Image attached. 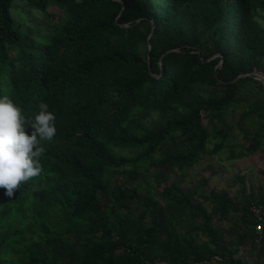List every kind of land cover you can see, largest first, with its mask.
I'll return each instance as SVG.
<instances>
[{
	"label": "trees",
	"instance_id": "1",
	"mask_svg": "<svg viewBox=\"0 0 264 264\" xmlns=\"http://www.w3.org/2000/svg\"><path fill=\"white\" fill-rule=\"evenodd\" d=\"M51 6L48 34L12 14ZM253 70L264 0H0V96L26 116L47 103L57 129L43 174L11 198L0 189V264H264V191L181 183L206 151L264 155ZM237 106L243 140L225 143ZM247 240L257 263L237 254Z\"/></svg>",
	"mask_w": 264,
	"mask_h": 264
},
{
	"label": "rangeland",
	"instance_id": "2",
	"mask_svg": "<svg viewBox=\"0 0 264 264\" xmlns=\"http://www.w3.org/2000/svg\"><path fill=\"white\" fill-rule=\"evenodd\" d=\"M59 10L55 6L49 7L44 12H39L38 10H25L19 11L14 9L12 14L15 18L19 15L27 17V19L36 23L41 34H48L53 31ZM256 89L255 84L253 85ZM242 110V106H237L233 111H228L226 114V120L233 125L232 130L235 134L230 137L226 142H239L243 140L242 132L236 126V119ZM245 124H248L247 122ZM227 154L226 148L220 150L218 153H211L206 151L202 154L198 161L192 166L184 170V176L182 180L183 185H189L193 183H198L201 178H208L207 184L203 185L205 191L210 189L215 190H225L228 191L229 195L236 200L243 199L250 192L256 194L264 191V174L261 170H264V155H260L258 152L252 153L249 156L240 157L235 160L227 159L225 156ZM237 176H240L238 179ZM137 185L143 187L142 182L138 179L135 182ZM244 186V190L241 187ZM161 188V185L159 186ZM210 210L211 204L209 202H204ZM232 215L235 213H231ZM218 226L223 231L228 228V220L219 221ZM224 234V233H223ZM234 233L224 234V240L227 243L228 240L232 239ZM203 239V236H200ZM229 245V244H227ZM237 254L249 263H257L258 259L256 257V252L250 246V241L247 240L244 244L238 247ZM206 264H218L213 261ZM224 264V263H219Z\"/></svg>",
	"mask_w": 264,
	"mask_h": 264
},
{
	"label": "clouds",
	"instance_id": "3",
	"mask_svg": "<svg viewBox=\"0 0 264 264\" xmlns=\"http://www.w3.org/2000/svg\"><path fill=\"white\" fill-rule=\"evenodd\" d=\"M56 116L45 102L38 111L26 116L8 95L0 96V189L11 198L21 184L41 176V158L56 135ZM32 129L31 134L26 127Z\"/></svg>",
	"mask_w": 264,
	"mask_h": 264
},
{
	"label": "built area",
	"instance_id": "4",
	"mask_svg": "<svg viewBox=\"0 0 264 264\" xmlns=\"http://www.w3.org/2000/svg\"><path fill=\"white\" fill-rule=\"evenodd\" d=\"M252 211L254 212V215L257 216V219L259 220L255 225H254V233H255V240H259L262 235V222L261 217H260V208L259 207H252Z\"/></svg>",
	"mask_w": 264,
	"mask_h": 264
},
{
	"label": "water",
	"instance_id": "5",
	"mask_svg": "<svg viewBox=\"0 0 264 264\" xmlns=\"http://www.w3.org/2000/svg\"><path fill=\"white\" fill-rule=\"evenodd\" d=\"M148 48H150V46H148ZM251 73L254 74L256 76V78H258L262 82V84L264 85V74L261 71L253 70V71H251ZM241 75H243V74H240L237 77H239Z\"/></svg>",
	"mask_w": 264,
	"mask_h": 264
}]
</instances>
